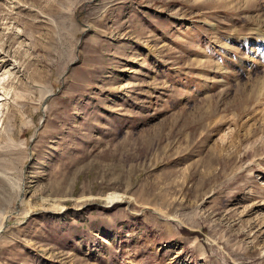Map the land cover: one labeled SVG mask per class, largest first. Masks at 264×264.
<instances>
[{"label": "rangeland", "instance_id": "374dc122", "mask_svg": "<svg viewBox=\"0 0 264 264\" xmlns=\"http://www.w3.org/2000/svg\"><path fill=\"white\" fill-rule=\"evenodd\" d=\"M263 21L0 0V264H264Z\"/></svg>", "mask_w": 264, "mask_h": 264}, {"label": "bare ground", "instance_id": "6f19581e", "mask_svg": "<svg viewBox=\"0 0 264 264\" xmlns=\"http://www.w3.org/2000/svg\"><path fill=\"white\" fill-rule=\"evenodd\" d=\"M263 24H264V21H263ZM257 26H258L257 29H251L248 26L247 28H244V29L242 28L241 31L236 30L234 32L235 33L234 40L236 42L238 41V43L240 41L241 44L243 43L242 41L243 37L247 36L246 43H249V45H248V49L246 50V53L248 54L249 57L253 59H255L260 54H264V26L256 25L255 28Z\"/></svg>", "mask_w": 264, "mask_h": 264}]
</instances>
